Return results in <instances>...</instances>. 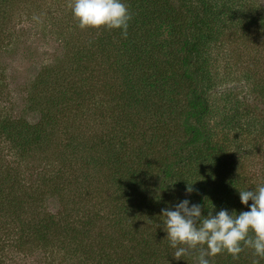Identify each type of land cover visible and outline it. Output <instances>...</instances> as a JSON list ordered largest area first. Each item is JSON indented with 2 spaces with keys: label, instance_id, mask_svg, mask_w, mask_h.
Here are the masks:
<instances>
[{
  "label": "rangeland",
  "instance_id": "374dc122",
  "mask_svg": "<svg viewBox=\"0 0 264 264\" xmlns=\"http://www.w3.org/2000/svg\"><path fill=\"white\" fill-rule=\"evenodd\" d=\"M259 1L264 6V0ZM123 2L128 6L127 0ZM67 3L68 0H0V119L6 115L22 117L35 124L39 122L38 111L30 109L36 102L41 100L44 104V100L52 98L66 100V104L59 107L62 111L54 115L58 121L50 130L48 144L21 157L19 151L17 154L0 144L4 156L0 169L19 175L25 185L30 184L44 194L51 192L58 176L63 174L58 179L68 181L69 187L82 195L83 188L73 185V178H65L75 174L79 184L87 173L92 181L100 178L101 172H94L81 160V155L85 156L83 148L93 143L103 144L100 137L111 139L109 142L115 151L120 150L125 140L127 145L130 143L129 149L142 146L155 157L167 154L168 147L167 152L164 151L168 141L170 144L183 138L184 133L174 120L179 119L178 111L186 106L188 84L177 74L180 69L173 59V49L167 47V51H159L157 60L162 70L174 68L176 79H168L165 90L150 96L149 101L126 102L131 108L119 112L121 103L117 102L115 93L122 89L125 70L118 64L100 63L99 57L90 53L96 52V38L101 30H80ZM222 29L223 42L211 49L214 63L211 70L216 80L202 88L211 107L207 120L216 137L228 142V154L239 161V168L235 169L237 182L243 188L252 189L264 182V31H234L233 25ZM83 53L85 57L81 61L76 58ZM114 53L113 46L111 54L114 56ZM120 56L125 61L122 52ZM131 76L132 85L133 82L138 85V76L135 78L132 73ZM174 87L177 92L169 93ZM75 89L77 92L73 91ZM232 119H235L233 123ZM141 133L144 140L140 138ZM131 134L136 140L128 138ZM150 139H153L152 152L147 146ZM70 141L78 155L64 148ZM126 152L128 159L133 160L128 148ZM74 156H78L79 164ZM2 175L4 173L0 172V177ZM45 178H49L47 183L42 181ZM112 191L113 188L102 192L101 206L89 203L91 208H88L89 198H77L76 210L83 212L88 208L94 217L87 238L83 239L87 243L77 251L64 246L58 236L49 243L38 241L36 236L23 231L28 227L27 221H4L5 216L0 212V264H118L121 259L124 261L126 251L135 255L131 235L160 243L154 264H195V258L192 261L173 258L174 250L168 244L158 213L153 221H143L145 210L140 207V214H135L131 225L137 232L125 235L128 228L125 220L131 217H122L125 224L111 221L114 214L107 197ZM71 194L65 192L66 197ZM52 197L44 201L46 206L40 208L41 213L43 209L51 212L61 209L58 194L55 192ZM179 202L181 199L172 204L173 210ZM250 204L251 201L248 208ZM65 230L60 228L61 232ZM102 248L104 257L99 252ZM252 259L250 251H245V255L242 252L243 264H252ZM224 261L225 254H219L211 259V264Z\"/></svg>",
  "mask_w": 264,
  "mask_h": 264
},
{
  "label": "trees",
  "instance_id": "16d2710c",
  "mask_svg": "<svg viewBox=\"0 0 264 264\" xmlns=\"http://www.w3.org/2000/svg\"><path fill=\"white\" fill-rule=\"evenodd\" d=\"M127 2L132 14L127 38H122L120 30H101L96 38V52L90 53L99 57L100 63L108 62L114 66L118 64L120 69L125 70L122 89L115 93L117 102L121 103L119 112L131 108L132 105L127 104L130 101L131 103L149 101L150 96L164 91V87L169 85L168 79H176L177 74L185 80L188 84L186 106L178 111L179 119L174 120L184 136L175 142L170 140V144L168 141L164 152H167V147L169 151L162 157L152 156L142 146H135V150L129 149L130 143L127 145L125 140L121 142L120 150L115 151L109 142L111 139L100 137L103 144L93 143L83 148L85 156L81 155L82 162H85L89 169L101 172L100 178H94L92 181L90 173H87L80 184L75 174L65 178L66 180L73 178L72 184L83 188L82 195L69 187L68 181L58 179L63 174L58 176L51 192L46 191L44 194L30 184L25 185L19 175L17 177V174L13 175L9 170L0 169V172L4 173L0 177L1 216H5L4 221H27L28 227L23 231L36 236L38 241L49 243L58 236L62 238L64 246L77 251L78 247L87 243L83 239L87 238L90 223L94 221L88 209L91 208L89 203L101 206L102 201L99 197L105 189L113 188L112 195L107 197V203L112 207L114 214L111 221H115L117 225L125 224L123 220L131 217V220L129 218L125 220L127 222L125 225L128 226L125 235L137 232L131 225L135 221V214H140V207L145 210L146 216L143 221H153L157 213L161 216L162 209L173 210L172 204L179 199L189 200V206L200 204L202 215L205 216L212 210V206L213 215L225 209L230 213L234 210L237 214L249 210L247 205L240 203L238 190L251 188H243L235 178V169L239 168V161L228 154V142L216 137L213 127L207 120L211 107L202 88L216 80L211 70L214 65L211 62V49L213 51L223 42L222 28L233 25L234 31L236 29L264 31V6L259 0H127ZM162 34L166 37L161 38ZM113 46L114 56L111 54ZM167 47L173 49L172 54L175 55L173 59H176L179 73L174 68L169 70L160 68L157 56L159 51H167ZM121 52L125 61L121 59ZM83 56L84 53L76 58L81 61L85 57ZM131 73L135 78L138 76V85L136 82L132 85L134 79ZM137 86L140 87L136 88ZM142 86L148 89L142 91L139 89ZM73 91L77 92L76 89ZM173 91L177 92L176 87L168 92ZM44 102L42 104L40 100L30 109L38 111V123H30L22 117L7 115L0 119V144L4 148L8 147L17 154L19 151L21 157L35 153L41 145L48 144L50 130L58 121L54 115L57 111H62L59 107L65 105L66 100L56 101L52 98ZM235 119H232L231 123ZM128 138L136 140L132 139V134ZM140 138L144 140L143 133L140 134ZM152 141L153 139H150L147 142L150 152L153 151ZM74 147L70 141L64 148H70L73 150L70 153L78 155L79 152L72 149ZM127 148L133 160L128 159ZM3 157L0 152V160ZM73 158L79 164L78 156ZM42 181L47 183L49 178ZM187 184H192L193 192L190 194L186 193ZM55 192L60 198L61 209L54 212L43 209L41 213L40 208L46 206L44 201L52 200ZM65 192L72 194L66 197ZM78 197L89 198L88 208L83 212L76 210ZM61 227L66 230L61 232ZM129 238L135 244V255L126 251L124 261L121 259L118 264H154L161 249L160 243L157 240L154 242L143 240L137 235H131ZM245 251L251 252L245 249L244 255ZM99 252L104 257V248ZM165 255L168 256V253L165 252ZM195 255L193 253L182 259L192 261ZM241 256L242 252L239 259L233 260L230 255L225 254L223 264H243ZM260 264H264V259H260Z\"/></svg>",
  "mask_w": 264,
  "mask_h": 264
},
{
  "label": "clouds",
  "instance_id": "9594fccd",
  "mask_svg": "<svg viewBox=\"0 0 264 264\" xmlns=\"http://www.w3.org/2000/svg\"><path fill=\"white\" fill-rule=\"evenodd\" d=\"M67 7L80 30H120L127 38L132 14L123 0H68ZM193 184V183H192ZM192 184H187L186 193H192ZM239 199L249 210L237 214L234 210H212L202 215V206L185 199L174 210H161L162 226L173 258L195 253V264H211L219 254H227L233 260L245 249L252 252V264L264 259V182L255 188L241 189Z\"/></svg>",
  "mask_w": 264,
  "mask_h": 264
}]
</instances>
